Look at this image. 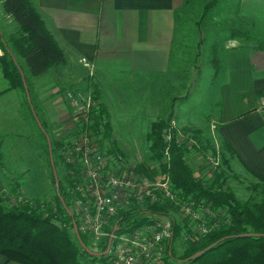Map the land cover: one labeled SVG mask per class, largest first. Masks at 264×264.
Returning a JSON list of instances; mask_svg holds the SVG:
<instances>
[{
	"label": "crops",
	"instance_id": "1",
	"mask_svg": "<svg viewBox=\"0 0 264 264\" xmlns=\"http://www.w3.org/2000/svg\"><path fill=\"white\" fill-rule=\"evenodd\" d=\"M31 1L64 51L67 62L52 68L55 73L48 78H40L43 73L31 74L33 80L29 76L31 108H27L19 88L11 84L0 86V149L15 144L24 133L43 137L30 110L44 123L49 133L46 136L54 143L56 124L73 115L66 96L57 92L66 83L77 89L82 84L85 89L91 86L100 90L99 102L107 108L113 131L117 128L114 100L122 98L128 79L135 74L145 75L152 81L153 90L165 88L168 73L170 80L177 35L176 12L185 0ZM234 9L253 36L259 34L264 42V0H237ZM203 34L204 31L198 48L206 42ZM217 42L220 44H212L211 52L219 50L218 60L215 62L210 57L205 64L208 99L216 108L211 118L218 122L221 140L235 149L233 153L239 162L252 173L264 177V45L260 48L254 37H231V31L224 35L223 42ZM201 53L198 50L196 68L193 65L184 68L188 59L179 57L181 70L171 79L172 89L173 86L183 87L189 75L196 74L194 80L200 83L205 67L200 61ZM66 66L72 67L74 72L63 81L58 68ZM164 93L168 98L170 92ZM40 145L37 154L45 164L46 140ZM8 180L0 170V193L9 189ZM22 192H26L23 187ZM0 264L23 263L0 255Z\"/></svg>",
	"mask_w": 264,
	"mask_h": 264
},
{
	"label": "rangeland",
	"instance_id": "2",
	"mask_svg": "<svg viewBox=\"0 0 264 264\" xmlns=\"http://www.w3.org/2000/svg\"><path fill=\"white\" fill-rule=\"evenodd\" d=\"M207 1L188 0V2L177 8V35L170 67L172 74L170 80L168 73V81L164 84L165 88L162 89L161 87L155 90L152 89V81L150 82L145 75L135 74L131 79L127 80L125 89L121 93L122 98L114 100L117 110L115 113L117 128L111 131L110 138H105L104 149L108 152L122 155L123 163L121 164L122 169H120L134 171L138 175L132 172L137 176V181H145L146 177L152 180L164 178H169L170 180V176H165L161 167V163L165 162L168 156L164 151L162 158L156 157V150L151 147L152 143L148 139V133L152 121L168 117L171 110H173L171 127L172 129H177L179 141L185 144L188 149L185 160L193 175L205 187L219 192L230 193L245 205L264 203V180L245 168L235 154L223 145V141L219 136V127H217L218 122L211 118L215 116L214 110L216 108L212 101L208 99L210 91L207 92L206 90L209 83L205 81L208 77L205 64H207L206 61L210 57H213L211 52L212 44L218 43L219 45L220 42L217 41L223 42L224 35H228L232 27L245 26L247 23L242 21L243 19L238 18L235 13L234 8L237 0H219L218 4L201 21L203 7ZM0 28L4 31L6 38L18 28L17 21L3 11L1 3ZM202 31H204L203 35H205L206 42L202 47L198 48V41L202 38ZM198 50L202 52L200 61L205 66L204 74L201 77L202 81L200 80V83H198L194 80L196 79V74L195 76L189 75L183 87L173 86L174 88L172 89L171 79L177 76L178 70H181L178 65L180 63L179 57L183 56L184 59H188V65L184 68L192 67V65L196 68L199 63ZM218 52L219 50L217 51V56L219 57ZM87 68L90 70L89 66ZM58 72L63 76L61 79L65 81L74 70L72 67L66 66L59 67ZM54 73V69H49L40 78H48ZM2 74L3 70L0 65V86L11 84L9 79H3ZM28 75L29 73H27V86L30 85V75ZM30 80H33V77L30 76ZM72 83L74 84L75 82ZM80 87L78 89L86 90L84 88L85 85L81 84ZM90 88L92 90L91 86ZM67 89L77 88H73L70 83H66L63 87H59L57 92L63 95ZM164 91L170 92L168 98L165 97ZM24 99L26 102L28 96L25 95ZM68 108H70L69 105ZM71 111L73 114L72 108ZM72 117L73 115L67 120H62L63 122L56 124L57 138L60 137L64 140L69 137L68 131L66 133L62 132V130ZM194 126H197V128H194ZM45 140L42 135L34 136L33 134L24 133L21 138L15 141V144L11 145L10 143L7 148L0 149L5 163L9 166L11 172L20 179L21 186L26 191L22 195L27 198V200H19L14 197L10 200L5 199L1 203L2 205L18 206L17 204L28 203L30 206L43 211L45 215L49 214L48 210L50 208L53 209V212H58L56 190L52 183L54 171L51 154L49 153L48 156L46 152L44 153L45 164L41 162L37 154L38 146L41 142L44 143ZM53 141L56 149H54L53 161L55 160L56 162L57 175L66 190L68 178L61 154L63 145L60 147L56 146V141L54 139ZM112 141L115 142L114 145ZM117 141H120V144ZM41 147L43 148V146ZM45 150L47 152L50 151L47 146H45ZM140 164L144 166L143 171L137 170ZM44 169H47L48 172H45ZM175 193L180 198L179 200L193 199L191 196L183 195L180 190L174 189ZM202 198L205 197L202 196ZM148 202L149 199L143 200L139 208L151 205ZM131 204L132 208H135L134 203L131 202ZM154 204L165 206L167 214L173 216L178 222L172 245L178 257L190 246L191 239L206 236H197L191 230L193 224L183 220L182 212L177 207L178 205L166 196L159 193L158 199ZM222 208L223 211L229 213L226 206H222ZM54 220L61 226L66 225V227H69L68 222L65 224V221L60 218H55ZM189 234L190 237L188 238ZM172 264H198V262L174 258L172 259Z\"/></svg>",
	"mask_w": 264,
	"mask_h": 264
},
{
	"label": "trees",
	"instance_id": "3",
	"mask_svg": "<svg viewBox=\"0 0 264 264\" xmlns=\"http://www.w3.org/2000/svg\"><path fill=\"white\" fill-rule=\"evenodd\" d=\"M186 2L188 0H185ZM218 2L219 0H208L204 4L201 21ZM1 5L3 11L18 23V28L11 32L7 38L0 28V48L2 50L0 61L3 74L10 80L11 87L21 89L25 96L28 84L27 73L29 75L42 74L49 69L65 64L67 57L31 0H2ZM231 37L242 39L254 37L259 41L260 48L264 45L263 38L257 33L253 36L252 32L244 25L232 27ZM213 60L215 62L218 60L216 49L213 51ZM27 87L30 88V85ZM29 88H27L28 91ZM88 88L90 86L86 89ZM92 93L98 100L100 90L93 87ZM25 104L27 108H31L28 99ZM97 111L98 114L94 116L96 126L103 118L107 119V125L101 138L102 146H105V138H110L112 133L108 122L109 113L102 102H98ZM30 113L37 121L39 129L46 139L48 150L51 145L53 154V142L48 136L49 133L44 123L39 120L37 115H35V119L31 110ZM173 113L171 110L168 117L152 121L148 133V139L152 143L151 147L156 150L157 158H162L165 149L167 147L169 149L168 159L161 163L162 171L165 176H170L174 189L180 190L183 195L191 196L193 199L203 196L213 201L216 206H226L232 216V221L229 224L223 223L210 234L191 239L190 246L181 256L178 257L171 247L173 257L191 260L198 264H264V203L245 205L230 193L205 187L193 175L185 160L188 149L185 144L179 141L177 129L171 127ZM78 130V118L73 116L62 132L67 133L68 131L70 136L77 133ZM56 132L55 128L53 137L56 145L60 147L64 145L67 137L64 140L60 137L57 138ZM167 133L170 134L169 139L165 138ZM112 142L114 145L115 142ZM223 145L235 152L228 142L223 141ZM49 153L50 151L47 152L48 156ZM3 157L0 150V170L9 178V189L0 193V255L5 256L8 260L23 264H88L91 255L78 243L72 230V217L67 213L61 201V197H63L70 206L69 196L61 180H56L54 174L52 175L58 212H53V209L50 208L49 214L45 215L43 211L28 203L17 204L18 206L2 205L1 203L5 199L10 200L23 194L20 179L11 172ZM143 169V164H140L137 170L143 171ZM253 173L264 180V177L256 172ZM166 211L163 205H148L144 208L124 212L122 220H137L142 215ZM55 218L62 219L65 224L68 222L69 227L61 226L54 220ZM81 235L87 242V237L82 233ZM203 250L205 251L202 254L191 259L194 254Z\"/></svg>",
	"mask_w": 264,
	"mask_h": 264
},
{
	"label": "built area",
	"instance_id": "4",
	"mask_svg": "<svg viewBox=\"0 0 264 264\" xmlns=\"http://www.w3.org/2000/svg\"><path fill=\"white\" fill-rule=\"evenodd\" d=\"M83 61L89 65L85 58ZM64 95L79 121L78 132L66 138L61 153L70 208L80 233L87 237V246L95 252L106 251L104 255H91L88 264H172L171 247L178 226L173 216L165 212L122 220L124 212L138 209L145 199L153 205L159 193L178 205L183 220L193 224L191 230L197 236L210 234L225 220L232 221L222 206L207 198L179 200L169 178L146 177L140 182L134 171L137 176L121 170L122 155L102 146L107 119L95 125L99 101L92 90L67 89ZM165 138L169 139L170 134ZM165 153L169 155L168 147ZM17 199L27 200L23 195Z\"/></svg>",
	"mask_w": 264,
	"mask_h": 264
},
{
	"label": "water",
	"instance_id": "5",
	"mask_svg": "<svg viewBox=\"0 0 264 264\" xmlns=\"http://www.w3.org/2000/svg\"><path fill=\"white\" fill-rule=\"evenodd\" d=\"M27 88H28V87H27V85H26L27 96H28V99H30V97H29V91H28ZM49 144H50V142H49ZM50 154H51V159H52V158H53V154H52V151H51V145H50ZM51 162H52V167H53V171H54L55 179H56V180H59V177H58V175H57V169H56V166H55V162L53 161V159H52ZM61 201H62V204H63L65 210L67 211V213L72 217V223H73V227H74V233H75V236H76L77 241H78V243L80 244V246H81L83 249H85V251H86L87 253H89L90 255H104V254L106 253V251H103V252H95V251L91 250V249L87 246L86 242L83 240L82 235H81V233H80V231H79V229H78L77 223H76V221H75V219H74V217H73V213H72V211H71L70 206L67 204V202L65 201V199H64L63 197H61ZM204 251H205V250L197 252L196 254H194V255L191 257V259H193V258L199 256V255L202 254Z\"/></svg>",
	"mask_w": 264,
	"mask_h": 264
}]
</instances>
